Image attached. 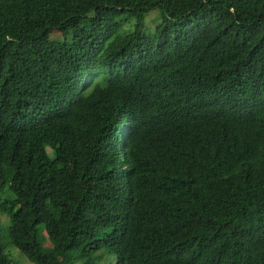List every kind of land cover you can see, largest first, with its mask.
<instances>
[{
	"label": "trees",
	"instance_id": "16d2710c",
	"mask_svg": "<svg viewBox=\"0 0 264 264\" xmlns=\"http://www.w3.org/2000/svg\"><path fill=\"white\" fill-rule=\"evenodd\" d=\"M0 213L33 264H264V0H0Z\"/></svg>",
	"mask_w": 264,
	"mask_h": 264
},
{
	"label": "rangeland",
	"instance_id": "374dc122",
	"mask_svg": "<svg viewBox=\"0 0 264 264\" xmlns=\"http://www.w3.org/2000/svg\"><path fill=\"white\" fill-rule=\"evenodd\" d=\"M156 19H161V10L160 9H156L154 11H152L146 20V26L147 28H152L155 26V20ZM134 23V22H133ZM132 26H130L131 28ZM127 28H129V26H127ZM55 37V36H54ZM55 38H60L59 34H56ZM0 223H2L4 226H8L9 225V219L7 216L3 215L0 213ZM1 245L3 246V251L4 254L10 259V261L12 262V264H33L30 261H28L26 258H24L20 252L10 246L7 241L5 240L4 235H1ZM104 255V258L101 262H99L98 264H117V257L115 255H111L109 254V252L106 251H102L100 252L99 255L94 256V259H97L98 256ZM81 264L79 261H74V264Z\"/></svg>",
	"mask_w": 264,
	"mask_h": 264
}]
</instances>
